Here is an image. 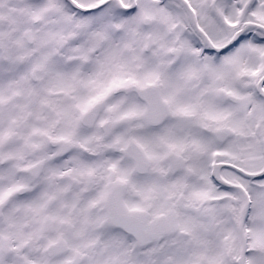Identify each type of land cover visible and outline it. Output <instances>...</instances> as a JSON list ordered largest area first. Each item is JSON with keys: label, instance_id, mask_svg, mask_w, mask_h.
Segmentation results:
<instances>
[{"label": "snow or ice", "instance_id": "1", "mask_svg": "<svg viewBox=\"0 0 264 264\" xmlns=\"http://www.w3.org/2000/svg\"><path fill=\"white\" fill-rule=\"evenodd\" d=\"M0 264H264V0H0Z\"/></svg>", "mask_w": 264, "mask_h": 264}]
</instances>
